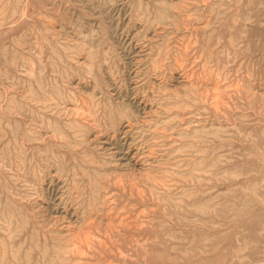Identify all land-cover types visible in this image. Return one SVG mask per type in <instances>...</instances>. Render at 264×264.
<instances>
[{
    "label": "rangeland",
    "instance_id": "rangeland-1",
    "mask_svg": "<svg viewBox=\"0 0 264 264\" xmlns=\"http://www.w3.org/2000/svg\"><path fill=\"white\" fill-rule=\"evenodd\" d=\"M79 263L264 264V0H0V264Z\"/></svg>",
    "mask_w": 264,
    "mask_h": 264
},
{
    "label": "bare ground",
    "instance_id": "bare-ground-1",
    "mask_svg": "<svg viewBox=\"0 0 264 264\" xmlns=\"http://www.w3.org/2000/svg\"><path fill=\"white\" fill-rule=\"evenodd\" d=\"M40 103V102H39ZM201 134V133H200ZM82 138V137H81ZM169 139V138H168ZM44 162V161H43ZM111 163V162H110ZM96 164V163H95ZM106 173V172H105ZM100 175V174H99ZM103 176V175H102ZM104 177H105V175H104ZM118 178V177H117ZM108 179H109V177H108ZM113 180H114V178H113ZM96 182V181H95ZM107 182V181H106ZM120 183V182H119ZM93 184V183H92ZM98 186V185H97ZM114 186V185H113ZM97 189V188H96ZM109 189V188H108ZM141 190V189H140ZM106 191V190H105ZM99 192V191H98ZM115 193V192H114ZM108 197H109V195H108ZM104 198H105V196H104ZM81 201V200H80ZM104 202V201H103ZM54 205V204H53ZM100 206V205H99ZM121 209V208H120ZM142 210V209H141ZM140 210V211H141ZM116 212V211H115ZM96 213V212H95ZM95 213H93L92 211H91V209L89 210V212H88V215H89V218H91ZM92 215V216H91ZM92 218H94V217H92ZM91 218V219H92ZM107 219V218H106ZM88 220H90V219H88ZM97 220H98V217H97ZM108 220V219H107ZM110 220H111V218H110ZM90 222H92L91 220H90ZM85 223V222H84ZM108 223H110L109 221H108ZM112 223V222H111ZM110 223V224H111ZM121 223V222H120ZM91 224V223H90ZM116 224H118V223H116L115 222V224L113 225V226H115ZM128 224V223H127ZM141 224V223H140ZM105 225V224H104ZM111 225V226H112ZM119 225H121V224H119ZM106 226V225H105ZM124 226H126V225H124ZM108 227V225L106 226V228ZM117 227V226H116ZM119 227V226H118ZM103 228V227H102ZM115 228V227H114ZM121 229H122V227H121ZM84 230V229H83ZM105 230V229H104ZM113 230V229H112ZM82 231V230H81ZM99 233H100V231H99ZM104 233H105V231H104ZM117 234H119V233H117ZM104 235V234H103ZM119 235H121V234H119ZM124 236V235H123ZM78 237V236H77ZM112 237V236H111ZM74 238V237H73ZM108 238V237H107ZM121 238V237H120ZM126 238V237H125ZM116 240V239H115ZM109 241V240H108ZM114 241V240H113ZM111 242H112V240H111ZM115 242V241H114ZM111 244V243H110ZM116 244V243H115ZM103 245V244H102ZM141 245V244H140ZM104 246V245H103ZM75 249V248H74ZM88 249V248H87ZM139 249V248H138ZM58 250V249H57ZM67 250V249H66ZM56 252V251H55ZM121 254V253H120ZM2 257V256H1ZM120 257H122L121 255H120ZM119 257V258H120ZM124 257V256H123ZM109 262V261H108ZM80 264V263H79Z\"/></svg>",
    "mask_w": 264,
    "mask_h": 264
}]
</instances>
